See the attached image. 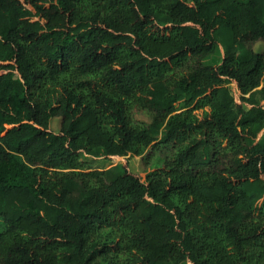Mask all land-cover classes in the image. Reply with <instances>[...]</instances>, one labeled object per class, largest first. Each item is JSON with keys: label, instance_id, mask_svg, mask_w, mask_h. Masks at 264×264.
<instances>
[{"label": "trees", "instance_id": "1", "mask_svg": "<svg viewBox=\"0 0 264 264\" xmlns=\"http://www.w3.org/2000/svg\"><path fill=\"white\" fill-rule=\"evenodd\" d=\"M256 41L264 0H0V264H264Z\"/></svg>", "mask_w": 264, "mask_h": 264}, {"label": "rangeland", "instance_id": "2", "mask_svg": "<svg viewBox=\"0 0 264 264\" xmlns=\"http://www.w3.org/2000/svg\"><path fill=\"white\" fill-rule=\"evenodd\" d=\"M253 48L255 50H263L264 49V42L262 41H256L253 43ZM221 60L220 55V48L217 49V51L213 52L209 56L203 59V62L206 64L210 63H217ZM230 90L234 96H237L238 92L235 87V84L232 83L229 85ZM134 118L137 121H143V122H149L150 121V115L147 110L144 109H137L135 108L134 111ZM60 123V117H55L52 119L50 126L54 130H58ZM226 147V142L224 141L221 144L220 151L218 154V158L220 159V163L226 162L228 160V157L226 156L224 149ZM167 154V151H165L163 148H148L147 151L143 156H123V157H113L111 159H105L102 157H91L85 154H82L81 160L84 162L85 165L89 166L90 169H107L110 168L118 163H123L125 159H128L130 168L132 171L136 173H146V171L151 167L152 162H156L160 157H163ZM220 164V165H221Z\"/></svg>", "mask_w": 264, "mask_h": 264}]
</instances>
